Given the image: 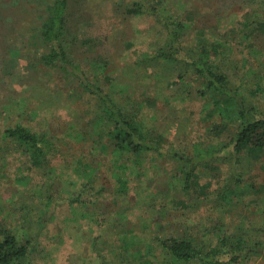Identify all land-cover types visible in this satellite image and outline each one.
Returning a JSON list of instances; mask_svg holds the SVG:
<instances>
[{"label": "rangeland", "instance_id": "374dc122", "mask_svg": "<svg viewBox=\"0 0 264 264\" xmlns=\"http://www.w3.org/2000/svg\"><path fill=\"white\" fill-rule=\"evenodd\" d=\"M52 3L0 0V227L31 242L32 264H183L160 249L158 239L169 238L264 245V153L225 149L238 123L225 121L216 102L201 95L203 80L192 69L142 63L169 36L154 16L130 14L141 3L185 23L183 45L194 54L220 44L217 61L229 88L263 112L264 0H70L71 58L140 117L144 136L166 154L215 155L198 167L189 192L180 164L166 154L125 170L110 162L113 143L91 146L95 99L42 60L50 46L40 34ZM19 122L63 139L49 170L35 169L27 154L1 141ZM80 158L97 187L85 204L70 201L88 181L79 176ZM109 170L124 172L126 196L116 195L120 185Z\"/></svg>", "mask_w": 264, "mask_h": 264}, {"label": "trees", "instance_id": "16d2710c", "mask_svg": "<svg viewBox=\"0 0 264 264\" xmlns=\"http://www.w3.org/2000/svg\"><path fill=\"white\" fill-rule=\"evenodd\" d=\"M69 3L70 0H53L48 7V16L43 23L40 38L46 46H50V51L42 60L47 66L60 70L69 77L70 82L76 83L89 97L95 99L96 116L88 126L91 146L95 150H101L106 149L109 143H113L114 150L111 152L110 161L112 166L126 170L129 163H135L134 165L142 167L147 155L166 154L165 147L145 137L144 123L140 117L126 112L125 107L95 81V77L71 58L67 39ZM144 13L154 16L166 27L169 37L161 50L142 63L149 65L181 62L186 68L192 69L203 80L204 91L200 92L201 95L216 102L220 115L225 121L238 123V129L225 149H232L235 155L248 151L250 154L262 156L264 111L260 112L249 104L240 92L229 88V75L223 70L224 64L220 65L217 61L222 48L220 44L213 46L211 50L206 48L194 54L187 51L183 45L181 32L185 28V23L174 17H166L156 7L147 9L141 3H136L130 9V14ZM223 103H226L228 108L223 107ZM62 140L50 131H38L23 122L16 123L1 133L3 144L15 145L27 154L32 167L45 171L49 170L56 155L60 153ZM166 155L173 159L175 164H180L178 169L182 171L183 190L186 192H189L193 186L198 167L216 160L213 153L189 156L179 151H169ZM77 166H80L78 173L80 177L82 176L81 179L88 181L78 191V197L70 201L85 204L87 202L85 197L90 193L93 195L97 187L92 179L85 177H92L93 173L89 172L91 166L86 165L81 158ZM117 168L115 169L118 171ZM109 172L120 185L118 189L115 188L116 195L126 196L129 188L123 179L124 172L115 175L112 171ZM48 190L51 192L50 188ZM48 201L53 203V197L52 199L49 197ZM158 245L164 254L183 264H245L254 257H262L264 261L263 243L253 245L244 240L233 244L229 239L223 238L216 245H207L197 244L190 239L169 238L158 239ZM33 254L31 242L22 243L15 233L0 227V264H32Z\"/></svg>", "mask_w": 264, "mask_h": 264}]
</instances>
